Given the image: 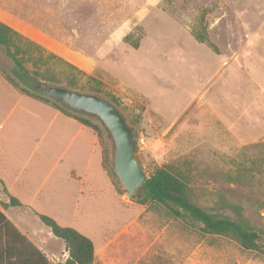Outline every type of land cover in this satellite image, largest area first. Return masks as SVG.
Instances as JSON below:
<instances>
[{
    "label": "rangeland",
    "instance_id": "rangeland-1",
    "mask_svg": "<svg viewBox=\"0 0 264 264\" xmlns=\"http://www.w3.org/2000/svg\"><path fill=\"white\" fill-rule=\"evenodd\" d=\"M247 6L248 0H0V23L17 33L22 50L11 47V53L23 58L25 72L116 102L137 131L140 158L150 175L172 172L189 184L198 206L234 220L243 216L264 230V130L250 125L243 106L251 49L234 19V12ZM203 50L215 60L222 56L208 75L198 61ZM12 67L0 48V84L6 79L99 127L95 133L105 168L130 209L121 223L136 232L139 248L146 252L152 245L137 264H264V247L245 250L229 237L174 217L163 205L125 197L100 122L26 89ZM227 67L242 74L243 89L233 109L222 111ZM257 95L264 105V92Z\"/></svg>",
    "mask_w": 264,
    "mask_h": 264
},
{
    "label": "crops",
    "instance_id": "crops-1",
    "mask_svg": "<svg viewBox=\"0 0 264 264\" xmlns=\"http://www.w3.org/2000/svg\"><path fill=\"white\" fill-rule=\"evenodd\" d=\"M234 13L251 49L243 106L249 109L250 125L264 130V105L257 95L264 92V0H248L247 10ZM202 54L198 61L208 75L222 56L215 60L207 50ZM225 71L222 111L233 109L237 92L243 89L242 74L235 67ZM4 83L0 84V213L11 226L2 228L0 220V264L67 262L70 252L65 242L41 216L89 239L94 264L140 262L152 245L146 252L139 248L136 232L128 222L121 223L130 209L105 168L95 131L52 103L19 91L6 79ZM12 198L20 205H10Z\"/></svg>",
    "mask_w": 264,
    "mask_h": 264
},
{
    "label": "trees",
    "instance_id": "trees-1",
    "mask_svg": "<svg viewBox=\"0 0 264 264\" xmlns=\"http://www.w3.org/2000/svg\"><path fill=\"white\" fill-rule=\"evenodd\" d=\"M16 37H18L16 32L5 24L0 23V48H4L7 57L15 66L24 71L23 58H18L15 53H11V47H15L17 53L22 50L16 42ZM198 39L201 42L205 41L200 36ZM34 75H39V73L35 72ZM43 77L44 80L54 81L52 78ZM68 85L75 86L73 82L68 83ZM23 91L28 92L25 89ZM63 112L79 119L84 125L89 126L94 131H99V127L89 120L72 115L67 111ZM134 197H138L137 202L142 205L150 201L163 205L169 209L174 217L188 219L192 223L200 224L206 233L229 237L245 250L256 251L264 247L262 244L264 230L257 228L243 216L234 220L222 213L208 211L198 206L191 199L189 184L184 179L165 169L155 170ZM10 205L19 206L20 203L12 198ZM236 209L238 210V208ZM0 220L2 228L7 229L8 226H11L1 213ZM41 220L51 228L55 236L65 242L70 252V258L65 264H94V246L89 239L74 229L59 226L49 217L41 216Z\"/></svg>",
    "mask_w": 264,
    "mask_h": 264
},
{
    "label": "water",
    "instance_id": "water-1",
    "mask_svg": "<svg viewBox=\"0 0 264 264\" xmlns=\"http://www.w3.org/2000/svg\"><path fill=\"white\" fill-rule=\"evenodd\" d=\"M12 74L26 89L49 98L69 111L100 122L112 144V172L125 192L133 197L150 174L140 158L137 131L123 112L109 99L96 93L83 92L64 85L42 81L12 62Z\"/></svg>",
    "mask_w": 264,
    "mask_h": 264
}]
</instances>
